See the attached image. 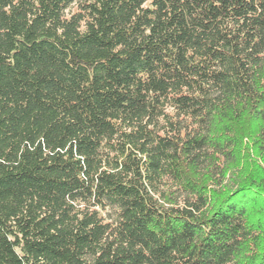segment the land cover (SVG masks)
Masks as SVG:
<instances>
[{"label":"trees","instance_id":"16d2710c","mask_svg":"<svg viewBox=\"0 0 264 264\" xmlns=\"http://www.w3.org/2000/svg\"><path fill=\"white\" fill-rule=\"evenodd\" d=\"M0 264H264V0H0Z\"/></svg>","mask_w":264,"mask_h":264}]
</instances>
